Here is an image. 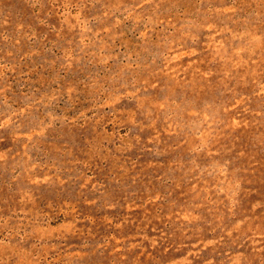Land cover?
Instances as JSON below:
<instances>
[{
  "label": "rangeland",
  "instance_id": "374dc122",
  "mask_svg": "<svg viewBox=\"0 0 264 264\" xmlns=\"http://www.w3.org/2000/svg\"><path fill=\"white\" fill-rule=\"evenodd\" d=\"M0 264H264V0H0Z\"/></svg>",
  "mask_w": 264,
  "mask_h": 264
}]
</instances>
